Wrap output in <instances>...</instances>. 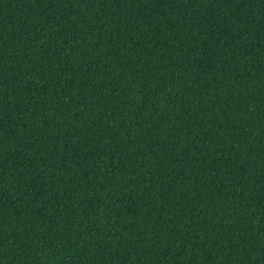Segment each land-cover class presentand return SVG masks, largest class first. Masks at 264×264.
<instances>
[{
    "label": "trees",
    "instance_id": "trees-1",
    "mask_svg": "<svg viewBox=\"0 0 264 264\" xmlns=\"http://www.w3.org/2000/svg\"><path fill=\"white\" fill-rule=\"evenodd\" d=\"M0 264H264V0H0Z\"/></svg>",
    "mask_w": 264,
    "mask_h": 264
}]
</instances>
